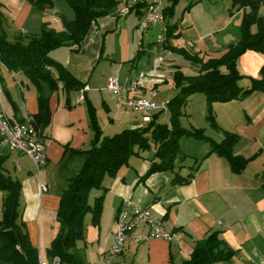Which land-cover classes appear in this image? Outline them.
Segmentation results:
<instances>
[{
  "label": "crops",
  "instance_id": "0c3cea01",
  "mask_svg": "<svg viewBox=\"0 0 264 264\" xmlns=\"http://www.w3.org/2000/svg\"><path fill=\"white\" fill-rule=\"evenodd\" d=\"M117 1L111 13L91 23L79 46L63 45L49 52L53 60L84 85L82 89L65 92L60 83L58 89L51 91L44 82L38 89L29 79L22 78L20 72L10 71L0 64L1 101L11 121H30L38 109V94L49 97L50 122L42 134L46 144V164L36 170L30 157L0 146L4 172L21 182L22 219L26 222L30 241L41 259L46 261H49L46 250L59 225L56 210L60 195L67 179L77 173L82 163L81 156L74 151L88 149L93 136L86 99L95 108L103 135L110 136L127 128H137L142 115L118 106L116 95L107 87L109 77H116L124 84L144 73L143 86L132 96L163 101L177 93L171 85L176 64L166 62L171 52L163 43L157 42L161 26L156 23L140 31L138 23L144 8L130 9L121 15L119 9L124 5L132 7L133 0ZM0 2L8 39L19 34H39L43 27L59 31L63 27L62 19L69 20L74 16L66 0H52L40 10L26 0ZM191 2L194 4L189 9L173 16L171 21L178 20L176 32L180 36L171 39L170 43L178 47L188 45V50H195L205 58L211 56L209 50L214 47L222 50L213 56L221 54L232 42L225 46L208 44L205 50L199 49V45L201 40L227 27L231 17L226 18L223 14L219 20L211 14L212 3L205 4V0ZM230 37L232 34L226 36L225 41H231ZM248 54L239 57V70L242 74L258 77L264 56L258 52ZM191 71L196 73V68ZM240 84L247 86L248 78H243ZM165 86H171L170 96L162 91ZM193 100H201L205 107L204 95ZM212 108L219 128L214 129L207 122L197 127L216 142L223 139L225 131L235 133L238 140L233 146V154L249 158L246 166L240 172H234L223 156L209 152L208 142L183 136L179 148L187 158L179 171L183 176L192 175L186 183L171 185L167 173L154 172L145 176L153 157L152 150L131 156L115 177L105 176L102 188L89 193L92 195L89 203L98 195L102 194L104 198L98 223H92L87 214L84 237L76 243L86 264L98 263L111 246L115 214L125 198L139 207H148L174 238L171 241L153 238L139 243L127 240L122 252L110 264H182L195 244L214 231L219 233L233 255L212 264H264V92H253L228 102H214ZM165 114L159 116V121H166ZM183 127L189 129L192 126ZM40 184L45 185V191H40ZM3 195L0 190V216ZM147 230V225L140 224L133 234H145Z\"/></svg>",
  "mask_w": 264,
  "mask_h": 264
},
{
  "label": "trees",
  "instance_id": "16d2710c",
  "mask_svg": "<svg viewBox=\"0 0 264 264\" xmlns=\"http://www.w3.org/2000/svg\"><path fill=\"white\" fill-rule=\"evenodd\" d=\"M38 9H44L52 0H26ZM73 10L72 19H62V29L57 31L43 27L39 34H19L8 39L4 30V17L0 2V61L8 70L23 72L38 88L46 83L51 91L58 89L59 84L65 92L79 90L84 85L62 64L53 60L49 52L63 45L79 46L91 23L98 17L113 11L117 0H66ZM179 0H164L165 18L164 48L180 54L196 73L185 74L179 66L174 67L173 85L177 93L168 102L166 121H159L162 111L152 115L145 127L124 129L113 135H103L99 126L95 108L86 99L89 126L93 132L88 149L74 151L82 158L76 174L67 179V184L60 195L56 218L59 230L51 240L47 250L50 260L58 256L61 264H86L76 243L84 237V219L90 214L91 221L97 224L103 207L104 196L94 197L89 203V193L103 186L105 176L115 177L118 170L131 156L141 152L153 151L150 166L145 174L154 172L169 174L171 185L186 183L191 175L183 176L179 167L187 156L179 148L181 137H193L208 142L210 153L223 156L234 172H240L249 158L233 154V146L238 140L235 133L225 131L220 142L204 134L199 127L185 128L181 124L191 95L202 93L206 101L205 118L212 128L218 129L212 104L241 99L253 92H264V64L258 77H247L239 70L237 61L247 50H253L264 56V19L258 15V9L264 0H231L229 12L242 10L240 20V37L236 43L229 44L217 56L203 57L198 53L170 43L179 38L177 22L171 21L175 6ZM194 2H190L184 11ZM144 0L137 2L130 9L145 8ZM143 14V13H142ZM141 14V15H142ZM256 25L253 31L252 26ZM247 77L249 84L241 86L240 81ZM38 109L32 115L31 122L41 130L50 122L49 97L39 93ZM4 157L0 156V190L4 192L0 216V264H39V253L30 241L25 222L22 219L23 205L20 202L21 182L4 172ZM233 251L227 247L219 233L214 231L198 241L188 259L182 264H212L229 259Z\"/></svg>",
  "mask_w": 264,
  "mask_h": 264
},
{
  "label": "built area",
  "instance_id": "2783aa9c",
  "mask_svg": "<svg viewBox=\"0 0 264 264\" xmlns=\"http://www.w3.org/2000/svg\"><path fill=\"white\" fill-rule=\"evenodd\" d=\"M146 7L140 17L138 27L140 31L148 28L150 25L159 24L161 32L157 37V42L165 41V18L163 14L164 0H144ZM138 1L133 0V5ZM129 5H124L119 9V14L125 15L130 10ZM1 64V61H0ZM144 73H139L136 78L129 79L124 84H120L116 77L107 79V87L116 95L117 104L120 107L131 109L142 115V122L138 127H145L151 120V113L162 111L167 112L168 101H154L145 97L132 96L131 94L143 86ZM3 92L0 86V146L27 155L33 161L36 170H40L47 162L46 144L42 137V132L30 121L26 123H17L5 113L1 94ZM44 184H40V191H45ZM145 224L148 230L145 234H133L134 230L140 225ZM153 238H160L171 241L174 234L167 231L162 221L153 215L148 207H139L134 205L129 198H125L115 214V230L111 246L101 255L98 263L110 264L124 248L127 240H133L136 243L148 241ZM39 264H61L58 256L52 257L49 261L38 257Z\"/></svg>",
  "mask_w": 264,
  "mask_h": 264
},
{
  "label": "rangeland",
  "instance_id": "374dc122",
  "mask_svg": "<svg viewBox=\"0 0 264 264\" xmlns=\"http://www.w3.org/2000/svg\"><path fill=\"white\" fill-rule=\"evenodd\" d=\"M191 1H194V0H179L178 4L175 6V9H174V18H175V16H179L181 14L182 10L184 9V6ZM205 1H206L205 4H207L208 2L213 4L214 8L211 9L212 11L211 10L210 11H211V14L215 18H218L219 20H221L222 19L221 16L224 14V17L227 18L230 16L232 20L230 21L231 23H228L227 27L223 28V30L218 32V34H215L213 36H209L205 40H201L202 43L199 45V49H203V50L207 49L209 47L208 44H214L215 45L216 43H218V44H222L225 46L227 44V42H232L230 44L236 43L240 37V20L242 18V11L234 9L230 13L229 8H230L231 0H205ZM34 8L38 9L36 7H34ZM218 9H220V11H218ZM215 11H216V13H215ZM258 15L263 17V19H264V3L260 5V7L258 9ZM255 29H256V25H253L252 30L254 31ZM233 33H234V36H233ZM229 34H232V37L229 38V40H231V41H225V37L229 36ZM175 43H176V41H175ZM190 46H194V44L192 45L190 43ZM182 47L187 49L188 45H185V46L183 45ZM191 48H193V47H189V49H191ZM166 50H168V49H166ZM219 50H222V49H216L214 47V49L209 50L210 51L209 54L211 56L216 55L219 52ZM193 51H195V50H193ZM170 52L171 53L169 54V57L167 58L166 62H174L177 66L180 67V69L185 74H192L191 70H193V66L190 65L180 54L172 52V51H170ZM249 52H256V51L247 50L242 55H244L245 53H247V55H249L248 54ZM246 57H248V56H246ZM152 65H153V63H152ZM247 65H249L248 62H247ZM20 73H21V77L22 78L25 77L26 80L28 81L27 76L23 72H20ZM245 75L247 77H254V76H250L247 74H245ZM171 85H172V89H174L175 87L173 85V79L171 81ZM170 88H171V86H169V87L165 86L164 89H162V91L166 94L170 93L169 94V96H170L172 93L169 90ZM198 96L203 97V94L202 93L193 94V96H191L190 99L188 100L186 107L183 109L184 114L181 117V122H182L183 126L188 127L191 125L192 127H197V126H200L206 122L210 126L209 122L205 118V114H206V110H207L206 101H205V107H203L201 105V100L200 101L199 100H193L195 97H198ZM148 99H150V98H148ZM168 100H170L169 97L165 98L163 101H168ZM204 108H205V110H204ZM212 111H213V108H212ZM90 194H89V198H88L89 202H91V200H92V195H90ZM25 226H26V230H27V233L29 236V231H28L26 222H25ZM52 226H53V228H55V223H53ZM56 230L58 232L59 225L57 226Z\"/></svg>",
  "mask_w": 264,
  "mask_h": 264
}]
</instances>
